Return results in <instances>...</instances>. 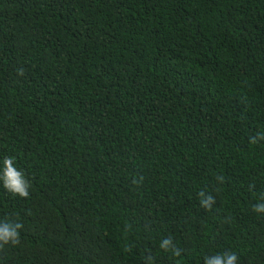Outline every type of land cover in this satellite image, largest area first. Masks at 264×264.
I'll use <instances>...</instances> for the list:
<instances>
[{
	"label": "trees",
	"instance_id": "obj_1",
	"mask_svg": "<svg viewBox=\"0 0 264 264\" xmlns=\"http://www.w3.org/2000/svg\"><path fill=\"white\" fill-rule=\"evenodd\" d=\"M262 132L264 0H0V264H264Z\"/></svg>",
	"mask_w": 264,
	"mask_h": 264
},
{
	"label": "clouds",
	"instance_id": "obj_2",
	"mask_svg": "<svg viewBox=\"0 0 264 264\" xmlns=\"http://www.w3.org/2000/svg\"><path fill=\"white\" fill-rule=\"evenodd\" d=\"M19 74L21 76L24 74L22 69L19 70ZM261 139H264V132L250 137L252 143H257ZM0 187L21 199L30 196L32 187L30 179L25 171L18 166L15 157L4 156L0 158ZM197 195L201 207L207 210L213 209L216 199L212 194L200 191ZM254 211L257 214L264 215V202L254 205ZM22 229L23 224L18 220H0V249L6 246L16 247L20 245ZM159 248L174 257L182 256V250L171 237L163 238L159 242ZM203 258L204 264H238L240 254L236 251H221L205 255ZM145 264H154V257L151 255L146 256Z\"/></svg>",
	"mask_w": 264,
	"mask_h": 264
}]
</instances>
